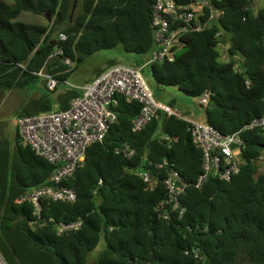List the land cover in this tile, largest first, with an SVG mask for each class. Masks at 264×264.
Here are the masks:
<instances>
[{"label": "trees", "instance_id": "trees-1", "mask_svg": "<svg viewBox=\"0 0 264 264\" xmlns=\"http://www.w3.org/2000/svg\"><path fill=\"white\" fill-rule=\"evenodd\" d=\"M193 1L177 4L183 8ZM259 1L212 0L224 16L201 33L187 34V45L174 62L150 66L158 87H175L199 99L210 93L206 121L223 135L264 114V0ZM151 10L152 0H0V93L36 82L35 73L43 69L59 81L48 91L54 94L100 51L120 47L126 54L149 57ZM22 12L49 15L50 21L42 26L12 23ZM60 33L66 35L64 41L58 40ZM219 43L227 45L231 58H238L239 72L232 59L219 60ZM58 47L63 54L50 59ZM114 65L108 61L94 79ZM80 94L66 88L56 103L48 94L34 98L17 114L64 111ZM115 99L117 121L63 182L76 192L75 202L43 201L38 222L29 203L15 201L32 189L50 186L56 167L23 145L17 129L11 137L0 131V254L6 262L89 264L90 253L103 240L92 264H264V126L243 132V164L237 175L230 181L210 177L196 189L202 155L192 145L190 124L159 112L142 131L133 132L140 105L121 95ZM123 143L134 149L130 159L117 152ZM164 160L165 168L173 165L188 184L180 198L185 208L180 220L175 214L164 219L169 207L156 210L166 197V174L154 165ZM140 171L149 173L153 187L137 175ZM48 219L53 222L43 225ZM77 219L83 221L79 230L57 235L58 222Z\"/></svg>", "mask_w": 264, "mask_h": 264}, {"label": "built area", "instance_id": "built-area-1", "mask_svg": "<svg viewBox=\"0 0 264 264\" xmlns=\"http://www.w3.org/2000/svg\"><path fill=\"white\" fill-rule=\"evenodd\" d=\"M223 16L224 11L214 8L212 0H194L183 8L178 6L177 0H152L153 49L145 66L174 62L177 54L187 45L185 38L187 34L201 33L208 28L212 21H219ZM218 35L217 33L216 36ZM65 39L64 33L58 35L59 41ZM216 48L220 54L219 60L229 63L232 59L234 70L239 72L238 58L229 56L227 45L219 43ZM262 48L264 51V35L262 36ZM62 54V48L58 47L50 59ZM63 63L71 65L69 58H64ZM35 75L46 80V88L49 91L56 89L59 81L53 75L45 73L43 69ZM64 83L81 92L79 96L70 101L68 109L59 112L18 115L14 119V125L23 145L30 147L37 156L56 167L55 172L49 178L50 186L32 189L20 195L15 201L18 205L29 203L32 206L35 222L42 220L43 201L75 202L76 192L64 186L63 182L79 168L84 161L87 149L101 142L109 127L117 121L113 110L117 105L116 95H121L126 101L136 102L140 105V111L133 120V132L142 131L157 117L159 112L182 119L190 124L192 145L202 155V173L194 185L196 189H200L210 177L221 181H230L234 175H237L243 164L241 160L244 146L243 132L247 129L264 126L263 114L242 129L223 135L206 120L198 121L186 117L176 108L159 102L142 76L141 68L131 65L116 64L111 66L82 86ZM209 99L210 93H204L200 98V104L205 107ZM118 151L126 159H130L134 155V149L128 143H123ZM166 165L167 161L164 160L162 163L155 164L154 167L162 169ZM165 174L163 185L166 197L159 203L156 210L161 213L169 207L163 216L164 219H170L171 214H175L180 220L185 213L180 198L185 193L188 184L173 165L165 168ZM137 175L147 182L150 188L153 187L148 172L140 171ZM49 222H53V219L43 221V225ZM82 223V219L58 222L55 226L56 233L64 235L77 231L81 228ZM198 252V248L192 250L195 257H198ZM185 254L187 255L188 251ZM0 264H8L1 254Z\"/></svg>", "mask_w": 264, "mask_h": 264}, {"label": "rangeland", "instance_id": "rangeland-1", "mask_svg": "<svg viewBox=\"0 0 264 264\" xmlns=\"http://www.w3.org/2000/svg\"><path fill=\"white\" fill-rule=\"evenodd\" d=\"M5 1L7 4L12 3V0H5ZM260 2L261 1L256 0L257 5H259ZM26 24H32V23H26ZM95 56L105 59L107 58L111 60H119L118 62L122 64H127L141 68L142 76L148 83L149 87L154 93V96L157 98L159 102L163 104H169L170 102H175L176 104L175 108L182 115H186V117H192L193 119H196L197 116H202L203 106L200 104L199 98L188 97L175 87H158L154 83L150 72V66H145L148 56L126 54L125 52L122 51L120 47L114 48L112 50L100 51ZM85 71L92 72V63H89L87 65ZM42 88L43 87L41 85V82H39L38 89L40 92L45 94V91ZM25 92H29V94H32L31 90H25ZM48 95L51 98L52 102L55 103L56 96L50 93H48ZM16 104H17L16 100L13 97H9V96H7L4 102L2 103V110H0V131L6 136H9L14 132V128H15L14 119L16 116H18V114L16 115L14 114L16 110ZM262 168L264 169V165L262 166ZM103 247H104L103 240H101L97 248L90 253L89 262H88L89 264H92L94 262V260L97 258L99 253L103 250Z\"/></svg>", "mask_w": 264, "mask_h": 264}, {"label": "crops", "instance_id": "crops-1", "mask_svg": "<svg viewBox=\"0 0 264 264\" xmlns=\"http://www.w3.org/2000/svg\"><path fill=\"white\" fill-rule=\"evenodd\" d=\"M3 1H5V0H3ZM49 21L50 20L46 16L44 17V16H39V15H34V14L30 13V12H22L16 18H14L11 22L12 23L19 22V23H24V24H26V23H32L34 25H40V26H42V25H47L49 23ZM122 59H124V58H122ZM108 61H111V59L100 58V57H96L94 55L90 59L89 62L81 65L79 68H77V70L73 71L72 75L69 77V79L66 82L67 83H70L72 85L82 86V85L90 82L92 79H94L95 73L100 68H104L106 66V64H107ZM113 61L116 64L117 63L118 64H122V63L118 62L119 60H113ZM89 63H92V72H86L85 71L86 70V67H87V65ZM38 77L39 78H38V80L36 82L28 84L25 88L12 90V91H9L8 93L4 94V95H2L0 93V97H1L0 98V110H2V103L4 102V100H5V98L7 96L13 97L16 100V103L17 104H16V110L14 112V114L16 115L17 113H19V111H21L22 107H25L28 104V102L31 99L41 98L44 95H47L49 90L46 88V84L43 81L44 78H42L40 76H38ZM39 82H41V85L43 87L42 89H44L45 94H43L42 92L39 91V89H38ZM66 88H71V87L67 86L64 83L54 93V95L56 96L55 97V103H56L57 96L59 94H61L64 90H66ZM25 90H31L32 91L31 92L32 94H29V92H25ZM202 109H203L202 116H197V118L195 120H198V121H205L206 120V116H205V112H204V107H202ZM190 118H192V117H190ZM15 129H16V127L14 128V130ZM9 137H11V136L9 135Z\"/></svg>", "mask_w": 264, "mask_h": 264}, {"label": "water", "instance_id": "water-1", "mask_svg": "<svg viewBox=\"0 0 264 264\" xmlns=\"http://www.w3.org/2000/svg\"><path fill=\"white\" fill-rule=\"evenodd\" d=\"M72 13H73V11H72ZM46 17L50 20V17H49V15H46Z\"/></svg>", "mask_w": 264, "mask_h": 264}, {"label": "clouds", "instance_id": "clouds-1", "mask_svg": "<svg viewBox=\"0 0 264 264\" xmlns=\"http://www.w3.org/2000/svg\"><path fill=\"white\" fill-rule=\"evenodd\" d=\"M186 116V115H185Z\"/></svg>", "mask_w": 264, "mask_h": 264}]
</instances>
